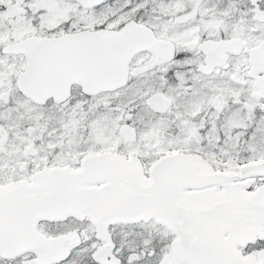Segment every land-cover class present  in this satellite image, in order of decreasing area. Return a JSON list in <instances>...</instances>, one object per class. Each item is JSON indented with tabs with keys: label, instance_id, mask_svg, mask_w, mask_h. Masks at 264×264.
<instances>
[{
	"label": "snow or ice",
	"instance_id": "snow-or-ice-1",
	"mask_svg": "<svg viewBox=\"0 0 264 264\" xmlns=\"http://www.w3.org/2000/svg\"><path fill=\"white\" fill-rule=\"evenodd\" d=\"M0 264H264V0H0Z\"/></svg>",
	"mask_w": 264,
	"mask_h": 264
}]
</instances>
